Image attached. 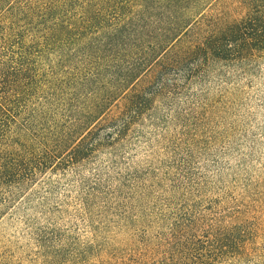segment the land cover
I'll return each instance as SVG.
<instances>
[{"label":"rangeland","instance_id":"1","mask_svg":"<svg viewBox=\"0 0 264 264\" xmlns=\"http://www.w3.org/2000/svg\"><path fill=\"white\" fill-rule=\"evenodd\" d=\"M213 1L212 14L245 13ZM157 69L127 90L153 95L120 135L0 219V264H264V52L164 88Z\"/></svg>","mask_w":264,"mask_h":264},{"label":"trees","instance_id":"2","mask_svg":"<svg viewBox=\"0 0 264 264\" xmlns=\"http://www.w3.org/2000/svg\"><path fill=\"white\" fill-rule=\"evenodd\" d=\"M213 2L0 0V219L48 173L120 135L153 95L127 90L155 64L151 85L164 88L210 59L264 52V0L242 1L245 13L233 19L212 14ZM106 51L112 60L100 61ZM120 98L122 111L108 117Z\"/></svg>","mask_w":264,"mask_h":264}]
</instances>
